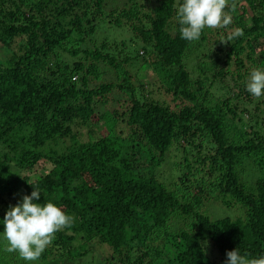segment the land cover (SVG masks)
I'll return each instance as SVG.
<instances>
[{
  "label": "trees",
  "instance_id": "16d2710c",
  "mask_svg": "<svg viewBox=\"0 0 264 264\" xmlns=\"http://www.w3.org/2000/svg\"><path fill=\"white\" fill-rule=\"evenodd\" d=\"M144 1L103 13L104 0H0V47L10 55L0 62V235L6 212L35 188L41 196L34 202L52 201L74 217L40 260L70 258L76 249L80 257L93 239L110 252L103 264H226L235 249L264 256V95L246 87L253 69L264 70V0H242L229 28H205L191 42L176 18L183 0ZM102 18L129 31L127 44L85 48ZM235 28L244 35L212 41ZM133 41L141 43L140 57L128 49ZM210 43L215 48L201 54L207 60L192 78L187 53ZM133 63L148 65L172 108L138 94ZM226 78L231 93L211 102V89ZM111 96L119 112L98 114ZM91 127L104 135L78 141L74 129ZM173 144L187 171L179 182L198 177L180 194L140 166L143 159L148 169L156 165ZM245 165L253 181L244 180ZM208 202L241 216L211 219L202 209ZM173 217L186 227L170 231Z\"/></svg>",
  "mask_w": 264,
  "mask_h": 264
},
{
  "label": "rangeland",
  "instance_id": "374dc122",
  "mask_svg": "<svg viewBox=\"0 0 264 264\" xmlns=\"http://www.w3.org/2000/svg\"><path fill=\"white\" fill-rule=\"evenodd\" d=\"M130 2L131 3L136 2L138 4L146 5L145 3L146 1L144 0H104L102 11L104 13V12H109L110 10L120 9L121 7L123 8V6H127ZM242 2H243L242 0H234V3L236 5V14H240L241 12L239 6L245 7ZM109 20L110 19L107 20L102 18L96 22L97 24H96L95 34L90 37V40L86 41L85 48L92 49L93 48L92 46H98L100 42H105L112 51L114 44H118L120 41H123L124 44H127V40L131 38L129 31L125 27H113L109 23ZM211 30L215 31V29H211ZM224 33L227 34L228 31H225L221 34L224 35ZM222 37H223L222 35L218 37L216 35H211L212 41L218 39L221 40ZM140 46H141L140 42L133 41L132 48H128V49L132 52L135 51L141 52ZM215 46L216 45H211L210 43V46L202 47L201 44L200 46H196L195 49H192L190 53H187L186 60L184 63L187 69L191 72L192 78H194L197 73L195 69L196 64L198 62H201L200 60H204V61L207 60V59H203L201 57V54H207L213 51ZM122 50H124V48ZM139 52H138V56H139ZM196 56L199 57L196 59L195 58ZM9 57H10L9 52L5 48L0 47V62L1 63L4 62ZM195 60L197 61L195 62ZM129 70L130 73L133 76H135L133 77V83L135 84V86L138 87V85L141 84L143 87V89L141 90L138 89L140 91L138 92L140 96L141 95L145 96L159 103L165 102L169 108L173 107L172 102L170 101L168 95L164 91L163 88L164 84L160 82V80L152 72V70L148 67V65L139 66L133 63L129 67ZM106 78L108 79L109 77L106 76ZM230 88H231V82L229 81L228 78L225 79V82L222 84L221 87L220 86L213 87L211 89V96H212L210 98L211 102H215L221 96L228 94ZM114 95L117 96V93L113 92V96ZM113 96L110 97L107 105L98 108L97 111L98 114L106 110L109 112H114L115 109H117V112H119L120 110L119 106L117 105L116 98L114 99ZM99 127L100 125H98V128ZM74 130H76V132L78 130L77 139L80 142H86L88 137L97 139L104 135V130L102 128L95 129L91 127L89 129L78 128ZM140 153L142 154V156H145V152L143 148L141 149ZM183 157L184 155L181 153L180 147L173 144L172 147L169 149L168 153L165 154V156L159 163H157L154 166H150V168L148 169L145 164L147 163V159L146 160L143 159V161L141 160L142 162L140 163V166L141 168L144 167V169L147 170L145 171L146 176H152L155 181H157L158 183H162L165 189L178 192L180 194L181 189L184 188V186L190 189V187H188V185L186 184H189L191 186V184L195 181V179L198 178L197 175H195L193 180V177L187 176L184 184L179 182L178 178H181L182 173L183 175L187 173V171H180L179 168L180 166L182 167L180 163L182 162ZM188 160H190L192 163V160L190 158H188ZM193 167L197 170V172L199 171L201 174L205 172L203 166L198 167L193 163ZM44 168L45 167L43 166L41 169L43 170ZM191 169H192V164H191ZM34 174H36V172ZM255 177L256 175L254 173V170L250 166L245 165L243 171L244 180L253 181ZM214 206L216 207V204L208 202V203H203V207H202V209H205V212L211 219L220 218V217H229L231 219H234L235 217L241 216V212H239V210L237 211V209L235 211H232L226 208H214ZM186 223L187 222L184 220L181 221V219L173 217L171 220H169L168 227L170 231H174L177 229H183L184 227H186ZM93 240H91L89 244L86 245L87 247L86 252L80 257L76 256V253L79 250L76 249L70 254L71 256L70 258H67L64 255H62L61 257L55 258L56 261H51V259L48 258L46 260L39 259L35 262H26L22 260L18 256V254L8 253L4 250L6 242L3 240V237L0 235V248H2L0 252V257L3 259L5 257L6 260V257L9 258L13 254V259L11 260H16V261H14L15 263L10 262L9 264H103L104 260L106 261L107 258L109 257L110 252L103 245H99L97 244V242H94L95 240L94 241ZM73 245L76 246L77 242L76 241L73 242ZM203 247L207 256L210 259L215 258V253L212 247L208 246L207 244H204ZM81 252H83L82 249L80 250V253Z\"/></svg>",
  "mask_w": 264,
  "mask_h": 264
},
{
  "label": "clouds",
  "instance_id": "9594fccd",
  "mask_svg": "<svg viewBox=\"0 0 264 264\" xmlns=\"http://www.w3.org/2000/svg\"><path fill=\"white\" fill-rule=\"evenodd\" d=\"M226 8L229 11H225ZM235 11V3L230 6L229 0H183L176 12L180 36L186 41H198L205 28L227 29L232 24ZM243 35V29L235 28L220 41L229 43ZM246 87L257 99L264 95V70L253 69ZM33 189L30 196H23L22 203L10 207L2 221V236L6 242L4 250L18 254L26 262L39 260L46 248L52 245L56 234L74 224V217L52 201L34 202L40 200L41 192ZM226 255V264H264V256L249 258L237 249L228 251Z\"/></svg>",
  "mask_w": 264,
  "mask_h": 264
}]
</instances>
